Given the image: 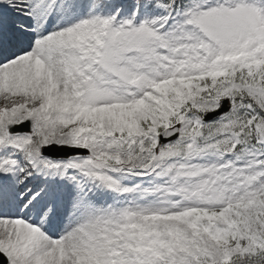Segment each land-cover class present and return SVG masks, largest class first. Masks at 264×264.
Here are the masks:
<instances>
[{"label":"snow or ice","instance_id":"6c2138e0","mask_svg":"<svg viewBox=\"0 0 264 264\" xmlns=\"http://www.w3.org/2000/svg\"><path fill=\"white\" fill-rule=\"evenodd\" d=\"M0 264H264V0H0Z\"/></svg>","mask_w":264,"mask_h":264}]
</instances>
